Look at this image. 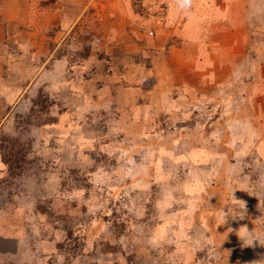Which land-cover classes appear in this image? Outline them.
I'll use <instances>...</instances> for the list:
<instances>
[{
  "label": "rangeland",
  "instance_id": "rangeland-1",
  "mask_svg": "<svg viewBox=\"0 0 264 264\" xmlns=\"http://www.w3.org/2000/svg\"><path fill=\"white\" fill-rule=\"evenodd\" d=\"M1 6L0 264H264V0Z\"/></svg>",
  "mask_w": 264,
  "mask_h": 264
},
{
  "label": "crops",
  "instance_id": "crops-1",
  "mask_svg": "<svg viewBox=\"0 0 264 264\" xmlns=\"http://www.w3.org/2000/svg\"><path fill=\"white\" fill-rule=\"evenodd\" d=\"M48 7H49V4L47 3V5H46V12H44V14H43V16H44V23H42V24L44 26H48L49 24H55L54 23L55 21H59V20L63 19L62 11H57L56 12L54 10V8L48 9ZM0 8H2V11L4 10V7L1 6ZM73 21L74 20H72L71 23H73Z\"/></svg>",
  "mask_w": 264,
  "mask_h": 264
},
{
  "label": "clouds",
  "instance_id": "clouds-1",
  "mask_svg": "<svg viewBox=\"0 0 264 264\" xmlns=\"http://www.w3.org/2000/svg\"><path fill=\"white\" fill-rule=\"evenodd\" d=\"M181 2L187 5V8H186V10H187V9L191 8L193 0H181ZM248 242L251 243V240H249Z\"/></svg>",
  "mask_w": 264,
  "mask_h": 264
}]
</instances>
